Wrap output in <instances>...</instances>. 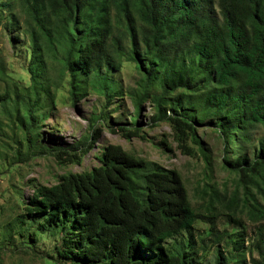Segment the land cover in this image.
Instances as JSON below:
<instances>
[{
    "label": "trees",
    "instance_id": "16d2710c",
    "mask_svg": "<svg viewBox=\"0 0 264 264\" xmlns=\"http://www.w3.org/2000/svg\"><path fill=\"white\" fill-rule=\"evenodd\" d=\"M0 21L24 48L26 75L12 77L0 59V113L24 133L13 164L48 154L81 166L112 99L129 94L113 77L127 62L138 74L135 114L108 131L147 140L137 120L150 104L151 127L170 129L158 148L174 142L204 172L189 191L176 168L103 146L96 166L51 185L27 181V197L13 184L1 241L25 255L29 236L51 241L48 264H264V0H0ZM59 92L72 105L103 99L100 124L72 146H39ZM207 131L214 147L202 142ZM221 169L229 178L220 184Z\"/></svg>",
    "mask_w": 264,
    "mask_h": 264
},
{
    "label": "rangeland",
    "instance_id": "374dc122",
    "mask_svg": "<svg viewBox=\"0 0 264 264\" xmlns=\"http://www.w3.org/2000/svg\"><path fill=\"white\" fill-rule=\"evenodd\" d=\"M23 18H21L22 23L24 22ZM4 25V21H0V59L3 62L2 65L5 66L6 71L12 77L15 74L26 75L24 71L19 69L17 63V58L24 59V48L15 46L12 39L18 38V40H21L22 36L16 34V31L8 32ZM18 43L20 42L18 41ZM0 77L2 78L0 79L1 94L6 84L3 82L5 77L2 74H0ZM113 77L121 84L122 89L129 92V94L119 95L112 99V103L109 104L110 106L106 111L109 119L106 127L111 122L116 126H128L127 124L132 123L131 117L135 114L134 103L136 100V95H131L130 91H133L132 89L136 87L138 74L132 63L125 62L121 72ZM7 85L10 86L9 83ZM56 98V106L49 113L50 119L40 124V138L36 142L37 145L65 148L83 142L94 133L97 128L93 130V125L99 126L100 121L96 120L106 105L103 99L98 96H87L76 105H72L66 101L67 94L63 95L59 92ZM141 112V117L137 121L141 123L142 131L146 134L147 140L138 138L127 140L121 134H113L105 127L101 129L98 142L96 145L91 146V150L83 159L82 165L70 167L57 165L55 159L48 154L31 157L24 165L13 164V152L17 146H21L24 133L16 126L13 120L6 118L5 115L0 113V160L9 155L7 157L9 161L6 164L10 167L13 166L12 173H7L3 170L5 167L7 168L6 165L3 169L2 167L0 168V223L11 217L10 208L17 203V198L14 197L13 184H17L22 189L23 196L27 197L32 193V188L26 185L27 181L34 179L36 182L51 185L56 182L58 175L68 172H80L96 166L95 156L103 146H120L125 151L150 161H155L166 168H176L180 172L187 189L189 191L192 190L198 181L204 180V172L202 173L203 164L181 154L174 142L170 144L171 151H161V148H158V144L163 139L167 141L170 136L169 127L163 123L155 128L151 127L150 117L153 115L154 110L150 104H146ZM214 138L216 137H213L207 131L202 138V142H205L209 147H214L216 144ZM215 148L218 149L216 146ZM20 171L22 174H18ZM228 178V172L222 169L213 174V180L220 184ZM2 227H0V235L3 231ZM248 227L251 230L253 224H248ZM247 234L251 235L250 231H247ZM13 243L14 245H10L8 242H3L0 237V264H48L42 256L50 251L53 244L51 241H35L33 237L29 236L25 244V247H30L27 250V255L23 254L17 242L14 241ZM31 249H35L36 252ZM59 264L69 263L61 261Z\"/></svg>",
    "mask_w": 264,
    "mask_h": 264
}]
</instances>
